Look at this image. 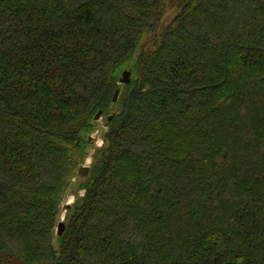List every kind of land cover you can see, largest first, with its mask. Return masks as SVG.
I'll list each match as a JSON object with an SVG mask.
<instances>
[{
	"label": "trees",
	"instance_id": "1",
	"mask_svg": "<svg viewBox=\"0 0 264 264\" xmlns=\"http://www.w3.org/2000/svg\"><path fill=\"white\" fill-rule=\"evenodd\" d=\"M0 264H264V0H0Z\"/></svg>",
	"mask_w": 264,
	"mask_h": 264
},
{
	"label": "rangeland",
	"instance_id": "2",
	"mask_svg": "<svg viewBox=\"0 0 264 264\" xmlns=\"http://www.w3.org/2000/svg\"><path fill=\"white\" fill-rule=\"evenodd\" d=\"M173 16H174L173 12H168L163 18L164 25H166L168 21H170L173 18ZM107 122L108 121L105 116L101 117L99 120H96L95 128L93 132L91 133V138H90L91 145L89 147L88 153L86 157L84 158L83 162L78 166V174H79L80 167L90 168L94 164V157H95L96 150L100 149L105 144L104 136L108 131ZM79 176H80V179L86 178L80 174ZM71 180L73 184H75L78 181L76 177H73ZM76 192L78 195H83L85 191L77 185H72L71 188L68 190V192H66L65 195L63 196L62 202L60 204V213L58 217L59 222L65 220L68 205H73L74 202L76 201L77 199ZM55 244L57 245V240H55Z\"/></svg>",
	"mask_w": 264,
	"mask_h": 264
},
{
	"label": "water",
	"instance_id": "3",
	"mask_svg": "<svg viewBox=\"0 0 264 264\" xmlns=\"http://www.w3.org/2000/svg\"><path fill=\"white\" fill-rule=\"evenodd\" d=\"M131 82V72L130 71H124L122 78H121V84H129ZM120 95V90H117L115 95H114V101H117L118 97ZM102 117V112H98L97 115L95 116L96 120H99ZM111 117H109V120ZM89 167H80L79 169V174L82 175L83 177H87L89 173ZM70 207V205H68ZM66 229V224L64 221L59 222L58 228H57V236H62L65 232Z\"/></svg>",
	"mask_w": 264,
	"mask_h": 264
}]
</instances>
